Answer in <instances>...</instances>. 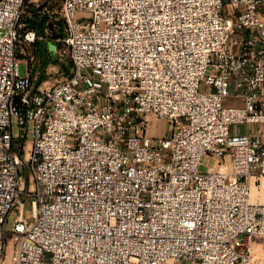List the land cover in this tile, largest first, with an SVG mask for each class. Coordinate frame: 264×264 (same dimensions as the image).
<instances>
[{
  "label": "built area",
  "instance_id": "built-area-1",
  "mask_svg": "<svg viewBox=\"0 0 264 264\" xmlns=\"http://www.w3.org/2000/svg\"><path fill=\"white\" fill-rule=\"evenodd\" d=\"M26 1L0 0V264L14 209L10 264H255L264 0H62L72 72L48 87L30 54L20 74Z\"/></svg>",
  "mask_w": 264,
  "mask_h": 264
},
{
  "label": "rangeland",
  "instance_id": "rangeland-1",
  "mask_svg": "<svg viewBox=\"0 0 264 264\" xmlns=\"http://www.w3.org/2000/svg\"><path fill=\"white\" fill-rule=\"evenodd\" d=\"M30 7H35L40 10L38 13L41 16H48L49 19H54L55 21H63L61 15L62 9V0H27L23 10V17L20 26V34L21 38H19V55H20V63L19 70L21 75H25L28 68L27 61L23 58L24 55L30 54L34 59V70L36 73V85L41 87H48L53 85L54 83L65 79L72 72V61L70 58V53L68 50V45L64 39H66V32L64 30V35L62 38L57 39H48L37 42L38 35L35 36L34 42L30 44L26 43L24 36L25 33L31 28L28 25V19L33 18L35 14H33L30 10ZM233 33V32H232ZM46 46V52L48 57L51 58V63L43 70L41 67V49L40 46ZM57 59V61H55ZM237 102H229L225 103V106H233ZM14 134H19V128L14 126ZM32 137H28L27 143L31 142ZM220 168V160L216 157L208 154L205 155L200 164V171L207 172L211 169L218 170ZM228 168L232 169V165L228 164ZM30 202L26 203V217H28V211L31 210ZM20 210L14 209L8 218L6 224L7 238L6 245L4 250V259L2 264H10L11 254L13 250V233L11 232L12 227L19 216ZM254 245H264V235H256L254 236Z\"/></svg>",
  "mask_w": 264,
  "mask_h": 264
},
{
  "label": "trees",
  "instance_id": "trees-1",
  "mask_svg": "<svg viewBox=\"0 0 264 264\" xmlns=\"http://www.w3.org/2000/svg\"><path fill=\"white\" fill-rule=\"evenodd\" d=\"M35 16L33 18L28 19V25L31 28L37 29V42L40 43V41H43L42 37L45 35L46 31L48 30L50 32V39H57L62 38L64 35L65 30V24L64 21H55L54 19H49L48 16H41L38 13H40L38 8L30 7V10ZM41 49V67L43 70L51 63V58L48 57L46 52V46L43 44L40 46ZM19 51V46H18ZM57 61V59H55ZM35 71V70H34Z\"/></svg>",
  "mask_w": 264,
  "mask_h": 264
},
{
  "label": "crops",
  "instance_id": "crops-1",
  "mask_svg": "<svg viewBox=\"0 0 264 264\" xmlns=\"http://www.w3.org/2000/svg\"><path fill=\"white\" fill-rule=\"evenodd\" d=\"M168 133V125L166 120L153 118L149 134L152 136L162 137ZM253 252L255 264H264V245H254Z\"/></svg>",
  "mask_w": 264,
  "mask_h": 264
}]
</instances>
